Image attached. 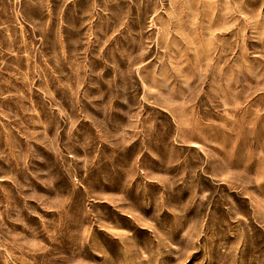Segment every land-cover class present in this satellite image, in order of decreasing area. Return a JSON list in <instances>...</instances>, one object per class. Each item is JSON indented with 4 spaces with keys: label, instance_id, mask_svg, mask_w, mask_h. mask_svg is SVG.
<instances>
[{
    "label": "rangeland",
    "instance_id": "374dc122",
    "mask_svg": "<svg viewBox=\"0 0 264 264\" xmlns=\"http://www.w3.org/2000/svg\"><path fill=\"white\" fill-rule=\"evenodd\" d=\"M0 264H264V0H0Z\"/></svg>",
    "mask_w": 264,
    "mask_h": 264
}]
</instances>
